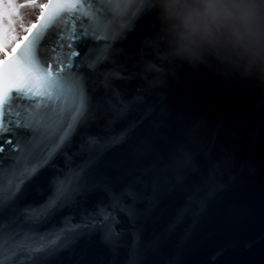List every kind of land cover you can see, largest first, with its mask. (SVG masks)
Segmentation results:
<instances>
[{
    "label": "water",
    "instance_id": "1",
    "mask_svg": "<svg viewBox=\"0 0 264 264\" xmlns=\"http://www.w3.org/2000/svg\"><path fill=\"white\" fill-rule=\"evenodd\" d=\"M90 7L103 9L86 2L85 9ZM137 7L131 3L127 9ZM59 23L57 32L71 21ZM155 32L150 8L126 38L115 42L96 71L80 69L92 98L81 132L102 141L111 135L124 138L108 148L90 177V184H99L80 192L74 203L45 222L25 223L23 209L42 204L54 184L86 158L75 156L66 164L58 156L54 167H45L24 185L15 212L8 214L18 217L15 227L21 231L53 233L65 226V217L83 223L87 213L108 205L105 185L119 192L142 176L145 185H135L140 194L135 215L115 212L119 239L106 242L102 228L84 232L40 264H264V104L256 105L258 94L221 90L207 73L197 77L187 66L162 63ZM53 42L46 39L45 48ZM76 45L81 52L76 59L85 60L95 58L104 41L80 40ZM43 56L51 53L45 50ZM109 73L126 78L106 84ZM22 132L0 136V167L6 171L20 155L14 145ZM82 141V135L73 137L71 148L65 149L69 156ZM100 173L107 179H100ZM5 219L0 212V222Z\"/></svg>",
    "mask_w": 264,
    "mask_h": 264
},
{
    "label": "snow or ice",
    "instance_id": "2",
    "mask_svg": "<svg viewBox=\"0 0 264 264\" xmlns=\"http://www.w3.org/2000/svg\"><path fill=\"white\" fill-rule=\"evenodd\" d=\"M86 2L102 5L103 9L86 10ZM112 2L0 0V54L3 56L0 58V136L5 133L16 136L17 129L23 130L14 145L20 151L16 164L11 171L0 167V212L6 214V219L0 222V264H13L16 257L21 258L19 264L25 260L40 264L43 257L66 247L74 237L97 228L103 229L106 242L115 241L121 235L116 228L120 221L115 212L130 218L135 215L134 204L140 198L135 185H145L142 176L135 177L133 183L119 192L105 185L111 198L108 205L97 206L94 213H87L83 223H73L72 217H65V226L53 233L21 231L15 227L18 217L8 215L15 212L24 185L45 167H54L55 158L64 156L68 164L75 156H86L77 168L70 169L64 179L54 184L51 195L42 204L23 209L25 223L45 222L54 212L74 203L80 192L99 184V180L90 184V177L104 162L108 148L124 142L122 135H111L102 141L101 137L81 132L87 127L92 98L87 77L80 69L96 71L115 42L126 38L140 14L151 8V0H130L139 7L131 12L126 8L122 13H114ZM25 9L39 10L34 22L25 23ZM64 18L71 23L57 32ZM20 31L26 34L21 36ZM53 38L54 42L45 48V40ZM80 40H103L104 45L95 58L77 60L81 52L77 51L76 42ZM45 50L51 53L50 58L43 56ZM125 78L122 74L109 73L106 84L111 79ZM106 131H110V125ZM76 135H82L83 141L69 156L65 149L71 148ZM99 176L107 179L102 173Z\"/></svg>",
    "mask_w": 264,
    "mask_h": 264
},
{
    "label": "clouds",
    "instance_id": "3",
    "mask_svg": "<svg viewBox=\"0 0 264 264\" xmlns=\"http://www.w3.org/2000/svg\"><path fill=\"white\" fill-rule=\"evenodd\" d=\"M130 0H113L122 13ZM153 43L162 63L207 73L223 91L264 104V0H151Z\"/></svg>",
    "mask_w": 264,
    "mask_h": 264
},
{
    "label": "rangeland",
    "instance_id": "4",
    "mask_svg": "<svg viewBox=\"0 0 264 264\" xmlns=\"http://www.w3.org/2000/svg\"><path fill=\"white\" fill-rule=\"evenodd\" d=\"M41 2H45V0H41ZM24 21L25 23H29V22H34L36 16H38L39 14V10L38 9H25L24 10ZM19 34L22 36L26 33L20 31ZM9 52L11 51V48L8 50ZM0 58H3L2 54H0Z\"/></svg>",
    "mask_w": 264,
    "mask_h": 264
},
{
    "label": "trees",
    "instance_id": "5",
    "mask_svg": "<svg viewBox=\"0 0 264 264\" xmlns=\"http://www.w3.org/2000/svg\"><path fill=\"white\" fill-rule=\"evenodd\" d=\"M11 48V46H9L8 50Z\"/></svg>",
    "mask_w": 264,
    "mask_h": 264
}]
</instances>
